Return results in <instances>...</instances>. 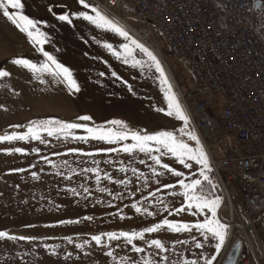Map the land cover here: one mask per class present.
<instances>
[{
	"label": "crops",
	"instance_id": "1",
	"mask_svg": "<svg viewBox=\"0 0 264 264\" xmlns=\"http://www.w3.org/2000/svg\"><path fill=\"white\" fill-rule=\"evenodd\" d=\"M22 2L25 4L23 14L39 22L38 27L45 33L47 43L34 47L25 33H21L0 14V70L11 73L9 77L0 78V135L5 132L9 134L26 133L30 123L44 120L80 123L91 128H111L114 131L121 129L107 122L120 120L141 133L151 132L153 134L157 131H164L165 126H170L171 123L177 127L180 126V121L174 116L166 115L168 101L165 99L166 89L160 83L159 73L147 66L132 67L131 58L128 64L123 62L121 45L128 41L72 16V13L77 11H88L90 15H94L90 9H84L78 0H22ZM50 8L52 11H49ZM66 13L73 20L71 25L57 19L59 15ZM113 21L129 32L120 21ZM129 34L141 43L130 32ZM106 43L112 44L115 51L121 52L122 58L118 60L112 52L106 49L104 47ZM39 47H43L60 63L70 68L80 87L79 92H74L65 85L53 83V78L47 74L43 76L47 82L41 84L37 79L40 73L33 74L28 69L11 63L17 58L29 59L38 65L46 62L42 53L37 51ZM133 55L137 60L148 61L147 56L140 53L138 49ZM154 55L165 70L161 57L156 53ZM101 72L104 73L103 76L100 75ZM113 72L116 76L112 75ZM165 74L184 110V105H187L185 99L188 98L187 94L192 87L188 88L182 98L179 88L173 82L172 74L166 70ZM159 109H164V111H159ZM83 115L91 116L92 120L77 119ZM169 119H172V122ZM14 125H20V127H13ZM72 135L86 136L88 133L83 129H75L72 130ZM42 136L48 142L46 145L38 141H13L0 144V231H7L10 235L38 238L31 243L0 241V264H116V261L105 256L104 252L101 254L100 249L95 246L86 247L91 252L95 250V262H90V260L87 262L82 256L78 263L75 255L78 250L73 245H68L63 237H75V234L71 233L73 230L119 232L132 231L134 225L142 229V225L133 224L132 219L121 220L119 216L110 215V213H118L131 217V214L127 213L124 208L119 209L115 206L116 203L112 197H101L94 187L91 189L92 195L88 197L91 199V206L85 208V199L82 198L85 194L78 186L81 183L86 185L95 183V178L86 179L91 175L88 173L74 176L71 181L65 180L55 175L57 169L41 160L40 156H48L57 164L67 159L77 172L80 171L81 166L94 167L91 160L96 159L101 161L99 165L101 169L113 173L115 178H122V174L129 176L132 173L131 168L142 166L139 161L131 164L136 160L138 152L133 154L135 159L123 152L98 153L95 157H86L82 154L57 156L54 153H67L69 148L82 149L83 152H96L99 148H121L123 143L133 142L129 140L108 145L103 141L75 140L71 136L67 139L57 136L48 137L46 133H42ZM14 147H23L29 154H8L3 151L5 148ZM33 147L40 149V155L31 151ZM104 160H111L113 163L105 164ZM80 161H83V164H79ZM121 161L129 168L127 173L118 171ZM31 164H36L37 167L31 168ZM17 168H25L28 171H14ZM41 168L44 169L43 172L39 171ZM32 171L39 173L40 180L32 179L30 175ZM60 171L67 174V169L61 168ZM71 187H77L81 196L68 195L65 190ZM97 199H102L103 202L97 204ZM108 202L113 207H109ZM56 204L61 207L57 209ZM88 209H91L92 222H84L82 219ZM61 220H80L81 222L60 224ZM29 225H34V227H29ZM46 237H51V239H45ZM73 240L76 243H82L79 239L73 238ZM41 244L53 246L60 244L61 249L58 250L60 254L50 256L43 247L34 248V245ZM66 251L73 252L71 259H64ZM25 253H29L28 262L21 260V256ZM126 253L128 249L116 248L114 251L117 260Z\"/></svg>",
	"mask_w": 264,
	"mask_h": 264
},
{
	"label": "snow or ice",
	"instance_id": "2",
	"mask_svg": "<svg viewBox=\"0 0 264 264\" xmlns=\"http://www.w3.org/2000/svg\"><path fill=\"white\" fill-rule=\"evenodd\" d=\"M78 3L83 6L84 9H90L94 15H90L88 11H77L72 13L77 19H82L83 21L89 22L98 29H103L105 32H111L119 37H122L128 43L121 45L123 49V62L128 64L132 62V67H144L147 66L149 69L154 68L156 72L159 73V79L161 85L165 86V99L168 101V110L166 115L174 116L178 121H182L184 127L180 128V138H178L171 131H157L155 134H141L138 131H131L127 128L120 120H111L107 123L111 125L118 126L121 130L114 131L113 129L104 128H91L86 124L80 123H65L59 120H44L37 123H30L26 133H16L11 134L5 132L0 135V144L5 142L12 143L13 141H38L41 144H47L48 142L43 138L42 133H46L48 137L57 136L58 138L67 139L69 136L72 139L88 142L90 140L103 141L108 145H114L117 142H123L131 140L133 143H123L121 148L108 147L99 148L96 152H83L82 149L69 148L67 153L55 152L54 155H71V154H82L86 157H95L98 153H113V152H123L135 159L134 153H142L146 156L151 163L148 164L143 158L139 160L140 164H146L151 170V175L155 179L152 181L154 184L162 185V188L172 189L174 191L168 194L172 197H181L180 206H172L171 210L169 204L165 203L163 199L157 196L158 192H161V187H157L154 191H150L147 196L143 199L148 201L151 207H155L153 200H155L160 205H163V211L167 213L168 216L180 215L182 213H187L191 217H203L202 219H196L194 222H184L183 220L177 221L175 219H168L162 217L158 222H152L151 226H145L140 231H108L101 232L100 234L91 235L90 239H84L82 243H76L71 236L63 237L68 245H73L75 249L80 250L84 255H90L89 252H85L84 249L92 248L93 246L99 248L104 252V255L110 257L112 261H116V264H219L218 257L221 254L227 236L229 225L223 223L218 217V209L221 206V198L219 196H214L212 193L216 189V185L210 178V173L213 171L210 163V158L207 155L198 135L191 130H187L189 126V118L185 114L177 96L172 91V86L168 81L165 74V70L161 65V62L157 59L152 51H150L144 44L139 43L137 40L133 39L129 32L121 27L119 24L110 19L107 15L103 14L98 8L86 2V0H78ZM264 7V4L260 5ZM25 4L22 0H0V14L8 21H10L21 33H25L29 40L32 42L33 46L44 45L47 43V38L44 32L38 27V21L29 18L27 15L23 14V9ZM49 11H52L50 8ZM59 21L66 22L68 25L73 23L72 18L69 14L59 15L57 17ZM104 47L108 49L112 54L119 60L122 58V53L115 51L113 45L110 43L104 44ZM139 50L147 56L148 61L142 62L135 59L133 53L135 50ZM38 52L42 53L46 62H42L39 65L33 63L29 59L17 58L11 61L12 64L28 69L33 74L40 73L41 75L37 77L41 84L47 81L43 78L44 74L52 77L53 83L65 85L67 88L74 92H79L80 87L77 80L73 77V72L69 67H66L63 63H60L55 56L46 51L43 47L37 49ZM11 75L10 71L0 70V78H6ZM101 76L104 75L103 72L100 73ZM116 76V73H112ZM119 79V77H117ZM131 91V87H129ZM159 111H164V109H159ZM80 121H90L92 117L89 115H83L77 118ZM13 127H20V125H14ZM83 129L88 133L86 136H74L72 135V130ZM186 138V139H185ZM8 154L20 153L21 155H28V151L23 147L5 148L3 149ZM32 152L40 155V149L33 147ZM169 157V162H165L164 157ZM40 159L50 165L52 168L57 169L55 175L63 177V179L71 181L74 176H82L84 174L90 173L86 179L91 180L95 178L96 191L99 193H106L112 199L125 198L124 193L115 192L113 189L108 188L106 185L101 186L102 182L106 181L112 185H123L126 189L129 184H133L131 179L115 178L113 173L104 171L100 168L101 161L92 159L91 164L94 167H80V171L77 172L75 167L69 160L64 159L59 164L53 162L48 156H40ZM83 164V161L78 162ZM103 163L111 165L113 161L104 160ZM121 166L118 171L120 173H127L129 168L124 165V162H120ZM177 165L182 166L178 168ZM31 168H36V164H31ZM61 168L67 169V174L60 171ZM160 169V170H158ZM187 170V172L185 171ZM16 172H26L28 169L17 168L14 169ZM43 172L44 169L39 170ZM131 172L136 175L137 179H144V186H148V178L143 172H140L138 168H131ZM33 180H40V175L37 171H32L30 173ZM166 175L174 178V182L167 181L162 182L160 178ZM19 187V185H17ZM79 189L83 190L86 194L82 198L87 200L88 197L92 195L91 189L84 183H81ZM178 189V190H177ZM68 195L72 197H80L81 192L77 187H71L65 190ZM141 189L138 187L132 188L128 191V196H135L137 192ZM151 198V199H150ZM103 201L97 199L96 203H102ZM109 207L113 205L108 202ZM55 207L59 209L61 205L56 204ZM129 207V205H125ZM131 209H134L137 214L141 216H160L158 211H150L149 207L139 206V200L136 203L130 205ZM112 216H119V219H131V217H126L118 213H110ZM85 221H91L93 217L84 216L82 218ZM80 220H61L60 224H79ZM29 227H34V225H29ZM164 232H170L173 234H183L187 233L191 237V242L194 243L195 249L201 250L198 253H194L195 259H184L183 254H179L178 259H171L169 251L175 254V245L171 248L164 243V237L160 238H147L150 234H161ZM199 233L198 238L195 233ZM176 239V243L184 245L189 243L187 239H179L178 237H171ZM38 238L36 236H24V235H10L7 231H0V241H27L29 243L36 241ZM45 239H51V237H46ZM112 242H116L113 244ZM35 247H43L50 256H58L59 249H61L60 244L49 245L41 244L34 245ZM116 248L128 249V253L119 257L117 260V255L114 254ZM112 249V250H106ZM50 250V251H49ZM106 250V251H105ZM208 252L205 255V252ZM146 255H139L145 254ZM29 253H25L28 255ZM132 254H137L139 258H135ZM73 257L72 251H66L64 259L68 260ZM79 259V256L76 257Z\"/></svg>",
	"mask_w": 264,
	"mask_h": 264
},
{
	"label": "built area",
	"instance_id": "3",
	"mask_svg": "<svg viewBox=\"0 0 264 264\" xmlns=\"http://www.w3.org/2000/svg\"><path fill=\"white\" fill-rule=\"evenodd\" d=\"M86 2L120 21L159 56L152 40L156 31L168 54L187 62L193 82L187 96L195 100L184 105L185 111L229 211L233 202L264 199V13L255 0ZM121 3L130 5L139 23L119 19ZM214 98L220 102L219 116ZM236 264H251L250 255L240 250Z\"/></svg>",
	"mask_w": 264,
	"mask_h": 264
},
{
	"label": "rangeland",
	"instance_id": "4",
	"mask_svg": "<svg viewBox=\"0 0 264 264\" xmlns=\"http://www.w3.org/2000/svg\"><path fill=\"white\" fill-rule=\"evenodd\" d=\"M259 8H261L262 9L261 11L264 13V7L259 6ZM116 14L118 15L119 19L123 20L124 22H126L127 24H129L131 26H133L135 23L140 22V20L137 17H135L131 14L130 5L127 3H121L119 6V10H116ZM152 40H155V51L158 53L159 57H161V59L163 60L164 65H165V70L167 72H170V74H172V77L174 80L173 82L179 88L181 95L183 96L186 93V91L188 90V88L193 86L191 72H190V69H189L187 62L183 59H178V58H174V57L170 56V54H168V51L166 49L164 39L156 31H153ZM213 101L215 103V113L219 116L220 115V102H219L218 98H214ZM184 112H185V114H187L186 111H184ZM169 120L171 121L172 119H169ZM182 127H184L182 121H180V126H178V127L171 123L170 126H165L164 131H171L178 138H180V131L179 130ZM127 128L131 131H138V130L134 129L133 127L130 128V126H127ZM187 130H191V131H194L196 133V131L194 130V127L192 125V122L190 120H189V126H188ZM138 132H140V131H138ZM141 134H153V133L148 132V133H141ZM209 151H210V147H209ZM211 153H212V155H216L215 151H211ZM141 158L145 159L148 164L151 163V160H149L146 156H144V154L138 152L136 160L132 161L131 164H135ZM163 159L165 160V162H169L170 158L166 156ZM177 166H178V168H182V166H179V165H177ZM136 168H138L140 172H143L145 174V176L148 178V186L147 187L144 186V179L143 178L137 179L136 175H134L133 173L129 174V176H128V174H126V175L122 174L121 175L122 178H124L126 180L131 179L133 181V184H129L127 189L123 185H115L114 186V185L109 184L107 182H102V184H101V186L106 185L108 188L113 189L115 192L124 193L125 198L123 200L115 199V203H116L115 206H117L119 209H121V207H122L126 210L127 213H130L133 224H140V226L142 225V228H143L145 226H151L152 222H158L159 219L162 217H166L168 219H175L177 221L183 220L184 222H194L196 219H202L203 218V217H191L187 213H182L180 215H175V216H168L167 213H165L163 211V205H160L155 200H153V204L155 205V207L154 208L151 207L149 205L148 201L144 200L143 197L147 196L150 191H154L157 187H161V189H162L161 192L157 193V196H159L161 199H163L165 201V203L169 204L170 210H171L173 205H175L176 207H179L182 198L181 197H175L174 198L168 194L169 192L174 191V190H172V189L165 190L162 188V185L154 184L152 181L155 178L152 177L151 170L149 167L146 166V164H143L141 167L137 166ZM158 170H160V169H158ZM185 171L187 172V170H185ZM209 175H210V178L212 179L213 183L217 186L215 191L212 194L214 196H219L221 198V206L218 209V217L223 223H226L229 225L226 243H225L223 249L221 250L220 256L218 257V259L220 258L218 261L219 264H221L222 261L224 260V257L226 256L225 254H227V252L231 249V247L238 241H240L242 243L241 253H243L244 255H247V254L250 255L251 264H264V203H263V207L261 209H259L260 212H258L254 216L248 215V213L244 209V206H242L241 204H239L237 202H233L232 210L229 211L227 203L225 202L224 198L222 197V193H221L220 188H219L220 186H218L219 184H218V182H217V180L213 174V171ZM160 179L162 180V182H167V181L174 182V178H171L168 175H166L165 177H162ZM137 180H141V181H137ZM87 186L90 189H92V187H94V190L96 191L95 183H88ZM134 187L140 188L141 191L137 192L135 194V196L129 197L127 193H128V191H130ZM100 196L102 197V196H108V195L106 193H100ZM137 200H139V206L149 207L150 211H158L160 213V216L149 217V216H141L140 214H137L134 209L130 208V205L132 203H136ZM262 200L264 202V199H262ZM101 201H102V199H101ZM125 205H129V207H125ZM90 206H91V199L85 200V208H90ZM90 211H91V209H88L87 214H85V216H91ZM117 212H119V211L117 210ZM84 222H92V220L91 221H85L84 220ZM133 230L140 231L142 229H140L139 227H136L134 225ZM230 231H231V238L229 239ZM101 232H95V231H89V230L88 231H79V230L75 231V230H73L71 233L75 234V237H73V238L79 239V241L83 242V239H86L87 237L89 239V237L91 235L100 234ZM103 232H107V231H103ZM195 235L198 238L202 239L201 237H199L198 232L195 233ZM161 236L164 237V243L166 245H168L170 248H171V246L175 245V254L172 251H169V253H166V255H169V257L173 260L178 259L180 253L183 254L184 259H195L196 256L194 255V253H198L201 251L199 249H195L194 243L191 242V237L187 233L173 234L170 232H164L161 234H150L147 238H149V239H151L153 237L160 238ZM171 237H178L179 239H187V240H189V243L184 244V245H180V244L176 243V239L171 238ZM228 241H230V244L227 248ZM248 241H249L250 245L248 244ZM68 249L69 248H67V250ZM84 251L89 252L90 255H84V253L81 252L80 250H78L75 253V255L81 256L79 258H82V256H84V258H85V260H87V262L89 260H90V262L94 261V257H95L94 251L95 250L93 252H91L90 250L85 248ZM102 252L103 251H101V254H102ZM207 254H208V252L206 251L205 255H207ZM132 255L135 258H139V256L137 254H132ZM139 255H146V253L145 254H139ZM29 258H30L29 254L21 256V260L24 259L27 262L29 261ZM76 261H78V263H79L81 260L76 259ZM201 264H203L202 261H201Z\"/></svg>",
	"mask_w": 264,
	"mask_h": 264
},
{
	"label": "trees",
	"instance_id": "5",
	"mask_svg": "<svg viewBox=\"0 0 264 264\" xmlns=\"http://www.w3.org/2000/svg\"><path fill=\"white\" fill-rule=\"evenodd\" d=\"M252 1V0H249ZM256 1V0H255ZM261 2V4H264V0H258ZM260 4V5H261ZM261 7V6H260ZM195 100V98H186L185 102L186 104L189 106L190 104H192V102ZM219 186V185H218ZM220 188V187H219ZM221 191V189H220ZM263 200H258V199H253V198H249L246 199L242 206H244L245 211L248 213V215L250 216H254L256 215L259 211V209H261L263 207Z\"/></svg>",
	"mask_w": 264,
	"mask_h": 264
},
{
	"label": "water",
	"instance_id": "6",
	"mask_svg": "<svg viewBox=\"0 0 264 264\" xmlns=\"http://www.w3.org/2000/svg\"><path fill=\"white\" fill-rule=\"evenodd\" d=\"M260 4H261V2L258 0H256L254 2L255 7H259ZM229 244H230V241H228V243H227V248H228ZM241 245H242V243L240 241L236 242L231 247V249L227 252L222 264H236L238 257H239L240 250H241Z\"/></svg>",
	"mask_w": 264,
	"mask_h": 264
},
{
	"label": "bare ground",
	"instance_id": "7",
	"mask_svg": "<svg viewBox=\"0 0 264 264\" xmlns=\"http://www.w3.org/2000/svg\"><path fill=\"white\" fill-rule=\"evenodd\" d=\"M218 110V109H217ZM247 243V242H246ZM226 255V254H225ZM225 258V257H224ZM223 262V261H222ZM222 264V263H221Z\"/></svg>",
	"mask_w": 264,
	"mask_h": 264
}]
</instances>
